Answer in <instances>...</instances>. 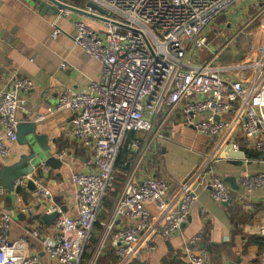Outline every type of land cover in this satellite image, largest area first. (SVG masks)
I'll list each match as a JSON object with an SVG mask.
<instances>
[{
	"label": "built area",
	"instance_id": "built-area-1",
	"mask_svg": "<svg viewBox=\"0 0 264 264\" xmlns=\"http://www.w3.org/2000/svg\"><path fill=\"white\" fill-rule=\"evenodd\" d=\"M91 1L108 12L88 9L103 24V31L76 20L71 38L100 63V77L84 88L63 87L55 103V110L72 114L69 135L92 150L87 168L70 175L76 215H67L51 200L37 174H47L44 163L28 175L38 190L27 204L21 198L26 177L17 178L12 196L27 217V231L11 240V214L0 211V264H46L36 251L24 249L28 237L39 239L48 264H130L141 254L155 252V237L176 235L197 204L192 183L204 168L173 192L149 174L148 159L170 124L196 120L200 133L232 145L243 140L264 153V6L241 28L256 24L255 31L262 36L259 45L251 44L243 61L217 65L216 59L237 34L224 39V31L214 28L218 43L211 44L208 32L239 0ZM52 26L50 35L55 38L61 30ZM219 38L224 42L219 43ZM209 50H214L211 55ZM61 67L67 64L62 62ZM8 80L9 88L0 89L2 161L11 157L10 144L17 140L19 123L16 114L26 109V95L35 87L32 79L18 73ZM123 152L124 179L106 210L104 203L111 197L117 159ZM58 155L63 158L67 152ZM241 181L250 191L264 186V174L246 175ZM208 185L215 202L230 200L222 179L211 174ZM4 194L0 183V200ZM53 212L57 216L51 227L38 221L39 214ZM102 213L105 217L99 221ZM96 224L100 232L94 240ZM258 233L264 236V224ZM198 241L194 236L185 242L184 264H207ZM108 251L112 260L101 263Z\"/></svg>",
	"mask_w": 264,
	"mask_h": 264
},
{
	"label": "crops",
	"instance_id": "crops-1",
	"mask_svg": "<svg viewBox=\"0 0 264 264\" xmlns=\"http://www.w3.org/2000/svg\"><path fill=\"white\" fill-rule=\"evenodd\" d=\"M60 1L88 10V0ZM263 6L264 0H239L226 16L218 20L219 23L212 25L215 32L222 30L228 38L237 34V40L242 41L243 36L253 40L240 53L238 60L223 64L243 61V54L248 47L251 44L259 45L262 36L255 31L256 24L241 28L253 10L257 12ZM65 13L59 16L42 13L34 0H1L0 89L9 88L8 79L13 73L34 81V89L26 95V109L18 111L16 118L18 124H33L36 135L42 140L41 145L58 160L54 165L47 166V174H37L43 180V187L50 191L51 200L57 202L67 215L75 216V187L70 175L87 168L92 150L82 147L69 135L72 114L68 110H55V103L63 87L84 88L90 81L100 77V63L72 42L73 22L82 20L99 32L103 31V24L95 18L72 11ZM239 21L242 23L238 28ZM256 23L259 24V21ZM53 24L61 30L55 38L50 35ZM62 62L67 64L66 68L61 67ZM240 75L246 76L244 73L235 74L234 77ZM37 116L42 119L36 120ZM194 122L179 121L168 125L164 138L155 145V154L148 159V171L151 176L163 180L173 192L181 182L204 168L192 183L197 204L176 235L169 239L155 237V252L141 254L136 261L139 264H163L173 259L176 264H184L187 260L183 250L185 242L197 236V249L206 252L207 264H264V236L258 233L264 224V186L248 191L241 181L246 175L264 174V153L258 152L243 140L232 145L200 133ZM10 146L11 157L6 161L0 160V168L16 162L27 150L26 145L17 140ZM232 148L243 152L244 157L229 156L228 152ZM245 150L253 152L255 156L249 158ZM62 151H66L67 155L60 158L58 154ZM119 157L122 162L124 155ZM211 174L226 184L231 196L227 205L214 201L208 185ZM229 177H234L235 181H226ZM32 196L33 193L29 191V201ZM105 205L106 210L111 207ZM0 211L11 214V240L25 234L27 217L6 192L0 200ZM104 217L105 213H102L99 221ZM37 219L40 221L39 215ZM53 221L51 224L42 223L51 227ZM99 232L100 226L96 224L94 240ZM24 249L36 251L48 264L46 256L41 252L39 239L28 237ZM109 253L101 259V263L112 260Z\"/></svg>",
	"mask_w": 264,
	"mask_h": 264
},
{
	"label": "water",
	"instance_id": "water-1",
	"mask_svg": "<svg viewBox=\"0 0 264 264\" xmlns=\"http://www.w3.org/2000/svg\"><path fill=\"white\" fill-rule=\"evenodd\" d=\"M37 7L41 10L42 13H48L51 15L59 16L63 10L72 11L90 18H95V14L89 12L88 10L79 9L75 6L66 4L60 0H34ZM86 7L90 10L96 11L100 14L108 15V12L103 8L99 7L96 3L91 0H88ZM29 130V132H27ZM17 142L25 144L27 150L25 153H22L18 160L12 164L4 165L0 168V183L5 189V192L9 195L10 199L13 198L12 192L14 190L15 180L19 177L25 178V188L21 192V198L24 204L28 203V193L37 192L38 188L28 175H34L38 171L41 163H44L46 166L54 165L58 160L50 154L45 146L42 143L41 138H39L35 133V127L33 124L21 125L18 124L17 131ZM131 134L127 133L126 139L130 140ZM229 156H239L244 157V153L240 151H235L233 148L228 152ZM235 181L234 177H229L226 181L231 183ZM45 205V203H43ZM227 205V203H224ZM39 220L45 222L46 224H51L52 221L56 218L57 213L53 212L50 214L42 213L39 214ZM168 244V242H167Z\"/></svg>",
	"mask_w": 264,
	"mask_h": 264
},
{
	"label": "rangeland",
	"instance_id": "rangeland-1",
	"mask_svg": "<svg viewBox=\"0 0 264 264\" xmlns=\"http://www.w3.org/2000/svg\"><path fill=\"white\" fill-rule=\"evenodd\" d=\"M255 14V9L251 12V15ZM248 15V14H247ZM246 18V17H245ZM222 19V17L220 18ZM243 20V19H242ZM218 22V21H217ZM219 23V22H218ZM241 23L242 21H239L237 23L238 25V28L239 26H241ZM249 29L248 28V32H249ZM214 28H212V30H210L208 32V39L210 41L211 44H217V38L218 36H216L213 32ZM246 32V31H244ZM228 38V36H226L224 39ZM244 38V39H243ZM248 39V38H247ZM245 39V36L242 37V41L240 39H235L234 43H232L231 46L227 47L226 49H224L219 57L216 59L215 63L217 65H221L223 63H226L228 61H231V60H238L237 58L239 57L240 53H242L246 48H247V45L253 41L252 39ZM220 41H223V39L219 38V43ZM224 42V41H223ZM239 48V49H238ZM216 49V48H215ZM214 51V50H213ZM213 51L209 50V54L211 55L213 53ZM151 157V156H150ZM125 174V173H124Z\"/></svg>",
	"mask_w": 264,
	"mask_h": 264
},
{
	"label": "trees",
	"instance_id": "trees-1",
	"mask_svg": "<svg viewBox=\"0 0 264 264\" xmlns=\"http://www.w3.org/2000/svg\"><path fill=\"white\" fill-rule=\"evenodd\" d=\"M133 134L134 133H132V136H133ZM246 151V153H247V155H248V157L249 158H253L254 156H255V154H253V152H251V151H248V150H245ZM121 155H124L125 156V154H124V152L123 153H121ZM120 155V156H121ZM120 158L121 157H119L118 158V160H117V163H116V167H117V169H118V172H116L115 174H114V181H113V183H112V189H110V194H111V197L110 198H108L106 201H105V203L104 204H106L105 206L107 207V208H109L110 206H111V204H112V199H113V197L115 196V194H116V192H117V189L119 188V186L121 185V182L123 181V179H124V173L126 172V168H122V167H119V165L121 164L120 162H121V160H120ZM123 159H125V158H123ZM137 259H135L134 261H132L130 264H139L137 261H136ZM166 261V260H165ZM164 261V262H165ZM163 264H176V261L175 260H173V259H171V260H167L165 263H163Z\"/></svg>",
	"mask_w": 264,
	"mask_h": 264
}]
</instances>
